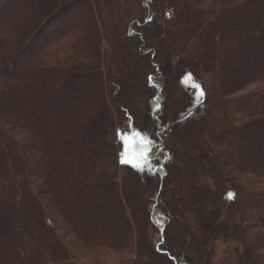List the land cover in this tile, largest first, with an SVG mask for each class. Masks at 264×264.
<instances>
[{
	"label": "trees",
	"instance_id": "obj_1",
	"mask_svg": "<svg viewBox=\"0 0 264 264\" xmlns=\"http://www.w3.org/2000/svg\"><path fill=\"white\" fill-rule=\"evenodd\" d=\"M36 1L0 8V264H82L91 257L79 243L102 264H187L169 235L177 206L199 214V264L213 260V232L236 235L239 264H264V87L236 95L264 79L261 2L54 0L28 24ZM83 5V26H71ZM64 42L83 53L71 67L88 73L69 78L50 59ZM84 78L91 88L72 94L71 81ZM190 83L203 93L195 105L178 96ZM127 127L144 146L143 173L121 164Z\"/></svg>",
	"mask_w": 264,
	"mask_h": 264
},
{
	"label": "rangeland",
	"instance_id": "obj_2",
	"mask_svg": "<svg viewBox=\"0 0 264 264\" xmlns=\"http://www.w3.org/2000/svg\"><path fill=\"white\" fill-rule=\"evenodd\" d=\"M14 1L15 0L9 1L7 3H3V4L0 5V8L10 7L11 5H13L15 3ZM44 1L45 0H37L36 2H33L34 5H37V6L32 11L31 16L28 17L29 18L28 24L31 21H33V18L35 16V14L38 12L39 6L42 5V7H43V6H45L47 4L48 1H54V0H46V2H44ZM259 1L261 2L259 4V5H261V7L259 9H256V11H257V13H262L263 14L264 13V0H259ZM114 7H115V3H114ZM84 11H85V8H84V5H83V7L79 11H77L72 16H70V18H72V20L73 19L76 20V21L74 20L75 22L72 23L71 26L74 25V24L83 26L84 23L80 22V19H82L83 17L85 18ZM241 13L243 15L244 12H241ZM83 21L85 22L87 20H83ZM70 23L71 22L68 21L67 27H68V25H70ZM262 23H263V21L261 20L259 22V24L262 25ZM56 29H53V31L56 30ZM107 39L109 40L108 37H107ZM64 45H65V42H64L63 45H60L53 52V54H52L50 59L52 61H57V65H59L60 67H63V68L64 67H69L70 71H71L70 75H69V78L77 76L78 74H81V73L82 74L83 73H88L86 70H78V69H81V68L74 69V68H77V67H74V66L71 67V64L77 63L79 60H81L80 58L83 55V53H81V50H79V48H77L76 50H73L70 47L69 48H65ZM5 54H8V53L6 52ZM10 57L11 56H8L9 60H10ZM19 60L20 61L16 65L17 67L14 69L15 71L13 70L14 72L19 71L26 64L27 58L26 57L25 58H20ZM121 62L124 64V62H126V58H122ZM127 62L129 64H136L137 63V61L134 58H132V57L131 58L129 57V59H127ZM9 66H11V65H9ZM126 73H128V72L126 70H124L123 67H121V69L119 71V74L123 75V74H126ZM88 80H89L88 78L87 79L84 78V79H81V80L71 81V84L69 85V87H68L69 89L68 90H71L73 92L72 94H74V92L87 91V89L91 88V83ZM259 86L264 87V79H262V80L259 79L258 82H253V83L249 84L241 92H238L236 95H237V97L247 95V94L255 91V89H257V87H259ZM178 96H180L181 99L192 101L193 105L196 104L195 101L203 100L202 91L198 88L197 85H195L193 83L192 84L191 83L190 84H186L185 86L181 87V94L178 95ZM144 115H145V113H144ZM145 120L146 121L141 122L142 125L140 126V128H142V130H146L145 127L147 126V124H149V123H147L149 121H147V119H145ZM199 125L201 126V124H199ZM196 126H198V125H196ZM125 127H126V125H125ZM126 129H127V132L126 133H120V136H119L121 144L123 146L122 152H120V161L123 160L124 163H121V164H122V166L133 165V166L137 167V169H139L143 173V171H145L146 163H147V162L145 163V159H144L145 158L144 146L141 143L142 141L140 142L138 139H135L136 137L130 131V127H127ZM102 130L103 129H101L100 131H102ZM88 131L89 130L86 129V128L82 129V133L83 134L88 133ZM205 132L206 131H204V133H203L204 135L206 134ZM240 133H242V132H240ZM86 140H87V143H88V141L90 140L89 136H88V138H86ZM108 143H109V141H108ZM177 151H178L177 155H178L179 160H180V159H182V157H184V155L181 156V152L179 150H177ZM28 152H30V154L32 153L31 150L28 151ZM191 152H192L193 155H199V153L201 151H200V148L197 147V148L191 150ZM27 155H28V157H27L28 161L30 163H32V164L35 163V161L32 160V158L29 155V153H27ZM176 166H177V163H175V167H174L175 169H176ZM187 169H188L187 179H189L192 182H194V178L192 176V173L195 170L194 162L190 163V166ZM121 174H123V171L121 172ZM143 175L145 176L144 177V181H143L144 182L143 185L145 186V189H144L145 192H144V195H143V201L147 205L148 204L150 205L153 202L154 187L151 184V179H149L148 175L147 176H146V174H143ZM146 182H147V184H146ZM147 185H148V187H147ZM139 186H140V183H139ZM181 187H183V184H181ZM139 194H140V192H139ZM105 195H107L106 191H105ZM227 195H229V197H230L229 193H227ZM140 198H141V194H140ZM165 202L168 205H170L168 201H165ZM129 205L133 206V204H129ZM175 208L177 209L178 215H181V217L179 216V218H180L179 220L176 217H175L176 220L172 219L171 224H173V227H171L169 235H174L175 238H176L174 247H176L177 244H179V246H180V249H177L176 252L178 253V256H183L184 259H186L187 264H199V262L196 260L197 257H195V252H196L197 246L203 241V237H199V235H198V230L194 226L195 219H194V222H193V216L197 219L199 214H197V212H195L193 209L188 208V207H186V210L182 209L181 206H177ZM142 210H144L143 207H142ZM171 211L173 213L172 209H171ZM56 218H55L56 225H58L59 227H62L61 224H60L59 218H57V219ZM186 219L187 220L189 219V221L191 222V226L190 227H187L188 224L185 222ZM226 221H227V223L225 224L226 228L232 229L235 226V224H236L237 218L235 216L230 217L227 214ZM179 223H182V224L179 225ZM250 223H251V220H249V219H247L246 222H245V224L247 226ZM147 226H148V223H146V227ZM176 226L179 227L177 231H176ZM153 232L154 231H152V234H153ZM184 238L188 239L187 242L193 241L194 245L193 246H187L186 244H183V241L180 243L179 241L181 239H184ZM210 243H213L215 245V252H214V256H213V260H212L211 264H239L238 263V254L239 253H243V250H245V248L243 247V244H242V247H240L241 246L239 244L240 240H238L236 238L235 234L232 235V236L229 235V237H227V238L225 237L224 238V237L221 236V234L213 232L212 239H210ZM77 245L83 249V251H84V252H82L83 255H85L86 257H91L89 259H92V260H89L87 258L86 259H82L81 260L82 264H91V261H93V264H102L101 260L99 259V256H98L97 252H95L94 250L90 249L88 246H85V245H82V244L80 245V243L77 244ZM254 249L252 248L251 253H250V257L251 258L253 257V259H254V256H255V253L253 252ZM143 261L144 262H148V264H168L167 262H165L161 258H155V257H151V256H149V259H147V260H146V258L143 259ZM252 264H258V261L254 260V263L252 262Z\"/></svg>",
	"mask_w": 264,
	"mask_h": 264
},
{
	"label": "snow or ice",
	"instance_id": "obj_3",
	"mask_svg": "<svg viewBox=\"0 0 264 264\" xmlns=\"http://www.w3.org/2000/svg\"><path fill=\"white\" fill-rule=\"evenodd\" d=\"M121 163H124V161H123V160H121Z\"/></svg>",
	"mask_w": 264,
	"mask_h": 264
},
{
	"label": "water",
	"instance_id": "obj_4",
	"mask_svg": "<svg viewBox=\"0 0 264 264\" xmlns=\"http://www.w3.org/2000/svg\"><path fill=\"white\" fill-rule=\"evenodd\" d=\"M168 17H169V15H168Z\"/></svg>",
	"mask_w": 264,
	"mask_h": 264
}]
</instances>
